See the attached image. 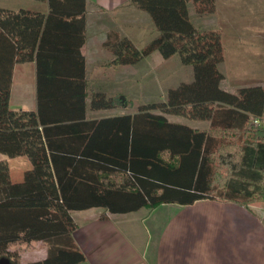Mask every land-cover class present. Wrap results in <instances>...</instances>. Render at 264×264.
I'll return each mask as SVG.
<instances>
[{
	"label": "trees",
	"instance_id": "16d2710c",
	"mask_svg": "<svg viewBox=\"0 0 264 264\" xmlns=\"http://www.w3.org/2000/svg\"><path fill=\"white\" fill-rule=\"evenodd\" d=\"M47 1V14L0 6V152L30 161L22 179L12 181L8 160L0 158V256L11 264L83 261L72 211L90 207L129 212L210 198L250 209L264 201V84L223 86L221 34L196 26L188 12L189 1L198 14L213 12L215 0H131L149 14L157 34L137 46L109 32L102 43L112 55L106 65L134 64L157 50L190 64L192 78L168 87L164 101L105 118H85L87 108H112L118 98L87 88L78 53L85 0ZM51 19L62 22V37L63 27L79 25L77 57L62 56L57 37L50 39ZM31 60L36 109H11L14 65ZM166 113L208 124L170 120ZM259 218L264 224V210ZM38 241L46 255L20 262V252Z\"/></svg>",
	"mask_w": 264,
	"mask_h": 264
},
{
	"label": "crops",
	"instance_id": "0c3cea01",
	"mask_svg": "<svg viewBox=\"0 0 264 264\" xmlns=\"http://www.w3.org/2000/svg\"><path fill=\"white\" fill-rule=\"evenodd\" d=\"M215 2V10L204 14L196 13L188 4L191 21L200 28L217 29L221 40L223 31L236 33L238 30L240 44L245 46L238 49L242 57L264 60V0ZM0 6L44 14L49 11L47 0H0ZM64 18L70 20L69 17ZM50 24V39L57 37L54 40L62 45L63 48H58L62 56L77 57L78 53L83 56L87 88L121 97L112 108H87L85 118L134 113L123 105L131 84L136 80L134 66L150 60L156 67L162 64L163 57L154 50L137 63L105 69L112 55L102 43L109 32L118 31L137 46L145 44L157 34L149 14L131 0H85L84 39L78 53L79 25L73 21V24L63 27L65 33L62 37L57 32L62 22L51 19ZM252 42L259 43L261 48H249L248 43L251 45ZM223 47L225 52L224 43ZM25 71L32 76L31 92L19 100L25 102L22 106L16 99L14 107L35 110V60L15 63L11 86L16 77L18 85L25 88L26 83L20 81ZM263 73L264 65L253 73L260 76L255 83L264 84ZM238 85L225 87L231 89ZM11 96L10 88L9 103ZM207 124L202 120L193 126L206 127ZM253 204H250V210L235 201L205 198L191 204L161 203L129 212H109L103 207L72 211L77 223L72 236L85 255L83 261L75 264H264V224L259 218L261 212L254 210ZM45 255L46 248L38 241L21 251L19 260L27 262Z\"/></svg>",
	"mask_w": 264,
	"mask_h": 264
},
{
	"label": "rangeland",
	"instance_id": "374dc122",
	"mask_svg": "<svg viewBox=\"0 0 264 264\" xmlns=\"http://www.w3.org/2000/svg\"><path fill=\"white\" fill-rule=\"evenodd\" d=\"M188 4L193 6L192 1H189ZM193 10L191 12L195 13ZM237 32L229 33V31L226 30L223 31L222 34V41L225 45V59L220 62L218 66L226 76L222 82L224 86L233 84L247 85L257 82L260 76L253 75V73L264 65L263 59H248L244 56L242 57L243 54H241L238 49L241 47L244 48L245 46L240 44L239 31L237 30ZM252 43L251 45L248 43V47L250 46L249 48H261L259 43ZM162 59V64L156 67L155 62L150 60H145L134 66L136 68V80L131 84L127 95V107L130 108V110L136 111L138 106L143 103L164 101L168 87L175 86L181 80H190L192 78V66L190 64H183L177 54H173L167 58L163 57ZM110 67L111 66L108 65L104 68L107 69ZM94 73H96V71H94ZM20 78L23 79L20 81L25 82L26 85L25 88L20 87L18 82H16V77L14 78L11 86L12 100L9 103L11 109L22 108L14 107L17 102L15 100L18 99V104L22 106L21 104L25 102L19 100L24 98V96L28 97L31 92L29 89L32 84V76L29 72H23ZM261 78L264 79V73ZM118 99H121V97L117 98V102ZM23 109L29 110V108L25 107ZM166 116H168L170 120L185 122L190 125L202 121L187 119L183 116L170 113H166ZM0 158H6L8 160L10 177L13 181H20L23 171L30 167V161L25 155L8 157L3 152H0ZM253 208L256 211L262 212L264 210V201L254 202Z\"/></svg>",
	"mask_w": 264,
	"mask_h": 264
},
{
	"label": "water",
	"instance_id": "95a60500",
	"mask_svg": "<svg viewBox=\"0 0 264 264\" xmlns=\"http://www.w3.org/2000/svg\"><path fill=\"white\" fill-rule=\"evenodd\" d=\"M0 264H11V260L6 255H1Z\"/></svg>",
	"mask_w": 264,
	"mask_h": 264
}]
</instances>
